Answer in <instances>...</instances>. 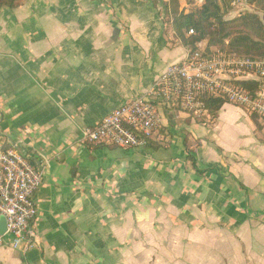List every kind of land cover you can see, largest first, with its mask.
<instances>
[{
    "label": "crops",
    "instance_id": "1",
    "mask_svg": "<svg viewBox=\"0 0 264 264\" xmlns=\"http://www.w3.org/2000/svg\"><path fill=\"white\" fill-rule=\"evenodd\" d=\"M168 5L26 0L0 10V139L44 171L40 243L0 248V264H264V118L231 103L214 121L159 107L157 149L80 142L187 55ZM187 147L208 172L192 168ZM183 233L194 243H157ZM216 237L240 243L232 251Z\"/></svg>",
    "mask_w": 264,
    "mask_h": 264
},
{
    "label": "built area",
    "instance_id": "2",
    "mask_svg": "<svg viewBox=\"0 0 264 264\" xmlns=\"http://www.w3.org/2000/svg\"><path fill=\"white\" fill-rule=\"evenodd\" d=\"M203 1L194 0L198 5ZM232 6L244 11L245 0H233ZM242 81H255L257 87L250 90L239 83ZM201 95H224L231 104L264 118V57L208 53L205 44L200 43L197 50L189 49L184 59L169 64L149 91L121 103L95 125L86 126L80 142L88 146L145 148L161 127L159 107L180 108L202 119L209 113ZM43 178L44 171L16 144L0 139V217L6 220L0 248L27 253L39 245L35 195Z\"/></svg>",
    "mask_w": 264,
    "mask_h": 264
},
{
    "label": "trees",
    "instance_id": "3",
    "mask_svg": "<svg viewBox=\"0 0 264 264\" xmlns=\"http://www.w3.org/2000/svg\"><path fill=\"white\" fill-rule=\"evenodd\" d=\"M26 0H0V10H11ZM252 9L244 10L233 18H228L233 0H204L198 5L194 0H169L167 13L171 17L173 29L183 44L191 51L204 43L208 53L221 52L225 55H242L251 58L264 57V0H246ZM186 3L185 8L182 4ZM193 29L194 33L189 31ZM254 90L257 82H239ZM206 103L210 118L214 121L220 109L230 103L224 95H201ZM253 117L257 115L252 114ZM146 148L159 146L149 143ZM186 160L199 174L209 169H200L193 150L187 147Z\"/></svg>",
    "mask_w": 264,
    "mask_h": 264
},
{
    "label": "rangeland",
    "instance_id": "4",
    "mask_svg": "<svg viewBox=\"0 0 264 264\" xmlns=\"http://www.w3.org/2000/svg\"><path fill=\"white\" fill-rule=\"evenodd\" d=\"M184 113H186V111H184ZM255 115H257V114H255ZM257 116H259V115H257ZM197 239H199V241L197 242V244L198 243L199 244L211 243V238L208 239V238H200L199 237ZM212 241L216 245H220V244L227 245V246L230 245L231 246L230 248L232 249V251H234L233 246L240 243V241L235 240L233 238L228 241V240H226V238H223V237L213 238ZM157 243H161V244L177 243V244H180V245H191L192 243H194V241H192V237H190V236L186 235L185 233H183V236L181 238H178V240H175L174 238H169L167 236V237L161 238ZM199 255L201 257L202 253H199ZM224 255H227V256L231 255L233 257H237L238 256V254H236L234 252L233 253H229V254H224V253H216L215 254L216 257L217 256L218 257L219 256H224ZM241 255H244V253H242ZM246 255L248 257L247 260H249V261H254L255 260V255L252 254V252L247 253ZM260 256H263L264 257L263 254H261ZM259 261H261V260H259Z\"/></svg>",
    "mask_w": 264,
    "mask_h": 264
},
{
    "label": "water",
    "instance_id": "5",
    "mask_svg": "<svg viewBox=\"0 0 264 264\" xmlns=\"http://www.w3.org/2000/svg\"><path fill=\"white\" fill-rule=\"evenodd\" d=\"M6 232V220L4 217H0V234L3 235Z\"/></svg>",
    "mask_w": 264,
    "mask_h": 264
}]
</instances>
